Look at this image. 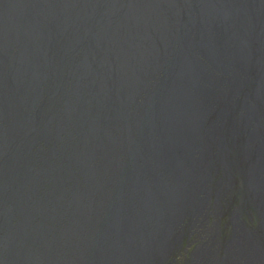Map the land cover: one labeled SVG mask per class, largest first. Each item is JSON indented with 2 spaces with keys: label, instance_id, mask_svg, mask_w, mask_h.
<instances>
[{
  "label": "water",
  "instance_id": "95a60500",
  "mask_svg": "<svg viewBox=\"0 0 264 264\" xmlns=\"http://www.w3.org/2000/svg\"><path fill=\"white\" fill-rule=\"evenodd\" d=\"M235 126L264 0H0V264H170Z\"/></svg>",
  "mask_w": 264,
  "mask_h": 264
},
{
  "label": "flooded vegetation",
  "instance_id": "af4514ba",
  "mask_svg": "<svg viewBox=\"0 0 264 264\" xmlns=\"http://www.w3.org/2000/svg\"><path fill=\"white\" fill-rule=\"evenodd\" d=\"M244 113L237 108L235 118ZM234 133L227 128L217 140L224 148L212 150V201L184 219L183 247L170 264H264V164L255 165L239 126Z\"/></svg>",
  "mask_w": 264,
  "mask_h": 264
},
{
  "label": "bare ground",
  "instance_id": "6f19581e",
  "mask_svg": "<svg viewBox=\"0 0 264 264\" xmlns=\"http://www.w3.org/2000/svg\"><path fill=\"white\" fill-rule=\"evenodd\" d=\"M240 131H241V133L243 134V136L244 137H242L243 138V140H244V138H245V136L247 137V135H246V133H245V131L241 128V126H240ZM235 134V133H234ZM249 149V152H250V155H251V158H253L254 160L256 159V161H255V165L257 164V166H259V164H264V151H263V154L261 155V156H256V155H254V154H252V152H251V147L250 148H248ZM252 160V159H251ZM259 193V195L261 194L260 193V191L258 192ZM258 196V195H257ZM243 239V238H242ZM252 241V240H251ZM257 241V240H256ZM249 243V242H248ZM242 245V244H241ZM255 246V245H254ZM254 249V248H253ZM259 255V254H258Z\"/></svg>",
  "mask_w": 264,
  "mask_h": 264
}]
</instances>
